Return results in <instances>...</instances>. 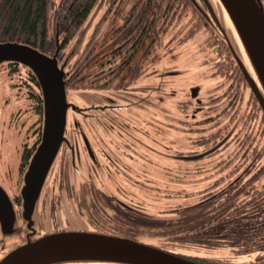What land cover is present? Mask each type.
Instances as JSON below:
<instances>
[{
  "label": "rangeland",
  "instance_id": "obj_1",
  "mask_svg": "<svg viewBox=\"0 0 264 264\" xmlns=\"http://www.w3.org/2000/svg\"><path fill=\"white\" fill-rule=\"evenodd\" d=\"M208 1L226 33L228 50L212 27L205 24L204 15L187 3L181 16L174 17L159 34L151 53L144 56L143 74L133 81L129 77L130 86H145L142 92L125 90L131 87L116 88L121 87L116 80L100 81L105 78L104 74L100 78L89 76L90 66L95 67L97 61L89 65L88 72L77 73L78 59L89 41L94 48L92 56L103 54L121 41L123 30L135 25L140 14L138 0L94 1L82 24L72 31L59 62L71 55L66 65L71 79L66 84L67 100L77 107L100 106L92 107L85 115L69 109L64 130L72 144L81 142L82 136L90 141L98 157L99 174L89 167L77 172L63 171L59 162L63 158H57L36 203L38 232L96 226L108 234L195 256L203 262L264 263V115L232 56L230 45L248 72L254 78L256 75L221 2ZM182 4L185 3L176 1L175 9L180 11L178 7ZM53 13L52 7L51 22ZM117 25L123 27L119 34L113 28ZM102 83L108 87H102ZM191 87H196L194 96ZM38 90L29 68L15 62L0 63V185L11 199L20 194L25 165L29 162L25 158L34 152L41 136L43 112L38 110L42 109ZM197 98L202 101L201 109L196 108ZM206 115L211 118L203 119ZM127 137L130 152L145 161L141 162L143 166L130 161L141 169L140 175L131 177L129 182L121 177V184L135 196V199L128 198L131 204L124 198L125 201L139 208H131L130 221L124 220L127 225L107 222L113 213L99 193L97 201L95 194H92L94 200L85 199L81 194L77 205L76 199L59 198L58 187L106 185V163L109 162L104 154L109 149L113 152V144L107 139ZM203 140L206 144L200 145ZM66 146L56 154L68 155ZM206 148L208 156L190 161V154ZM115 151L122 154L120 147ZM220 159L227 160L226 164L220 165ZM230 182L233 185L226 193L217 195L209 203L190 207L206 192L207 185L214 183L217 190ZM140 185L146 186V191ZM91 201L101 206L99 212L104 221L101 225L96 220L97 225L83 222ZM136 201L141 206L133 204ZM20 209L21 206L15 231H0V259L26 241L27 228Z\"/></svg>",
  "mask_w": 264,
  "mask_h": 264
},
{
  "label": "water",
  "instance_id": "obj_2",
  "mask_svg": "<svg viewBox=\"0 0 264 264\" xmlns=\"http://www.w3.org/2000/svg\"><path fill=\"white\" fill-rule=\"evenodd\" d=\"M227 11L263 89L230 45L243 76L264 110V10L258 0H220ZM209 13L219 26L208 0ZM58 47L52 55L15 41H0V63L19 62L35 75L42 95L43 124L38 145L32 153L23 176L20 190L22 216L32 227V214L49 167L65 140L64 130L68 106L64 64L58 66ZM191 94L196 95V88ZM15 213L10 197L0 185V229L15 231ZM95 259L129 264H205L130 237L109 235L85 230H61L27 240L10 250L0 264H49L65 260Z\"/></svg>",
  "mask_w": 264,
  "mask_h": 264
},
{
  "label": "flooded vegetation",
  "instance_id": "obj_3",
  "mask_svg": "<svg viewBox=\"0 0 264 264\" xmlns=\"http://www.w3.org/2000/svg\"><path fill=\"white\" fill-rule=\"evenodd\" d=\"M258 2L262 5L263 9H264V4L261 0H258ZM190 4L192 6L193 9H197V11L200 14H203L202 16L205 19V24H209V27H212V30L214 31V33L216 35H219L220 39L222 40L221 42L223 43V40H225L223 34L220 31V28L218 26H215L213 23H211L210 20V16L208 14V7L206 5V3L204 2V0H190ZM206 7V9L204 8ZM142 11V7L140 9V13ZM131 13H129L128 16H130ZM115 28V30H117V34L121 33L119 30L123 29L122 26H115L113 27ZM125 31V32H123ZM122 32V36H121V41H117L116 42V46L114 44V46H112L113 48V52H104L103 54H97L95 56H92L94 51L91 49V51L88 53L87 51H84V54H82L79 59H78V63L76 65V70L77 73L79 72V70H86L87 68H89L90 64H93L94 61H97V65H95V67L90 66L91 68H89V70L92 72V74H89V76H95L96 78H100L101 76H103V74L105 75V78H102L100 81H114L116 80L121 87H116L119 89L122 88H130V89H125L127 91L130 92H135V91H139L142 92L144 90L145 86H138V88L135 87V85L130 86L129 85V77H131L130 81H133L134 79H136L137 77H140L141 74H143V72H141L144 64L143 63V58L145 56L144 54V47H145V36H141L140 34H137V30L135 25L133 24L128 30H123ZM139 32L142 31V33L144 32V28L140 27ZM144 35V34H142ZM139 39V44L138 46L134 49V51H128V49L134 44H135V40ZM131 40V41H130ZM117 47V49H115ZM111 48V49H112ZM94 49V48H93ZM121 49H123V51L121 52ZM85 50V49H84ZM118 50V51H117ZM120 53L121 58H116V53ZM104 56V57H102ZM84 57V58H83ZM95 58L97 60H93L92 58ZM99 57H102L100 59H98ZM90 58V59H89ZM63 61V60H62ZM59 62L60 64L62 63ZM14 63L13 61H9L8 63ZM80 62V63H79ZM100 62H103V64H100ZM127 63V64H126ZM65 65V64H64ZM67 65V63H66ZM63 70H65L64 73V79L67 80L70 78L69 73L67 74V70H66V66L65 68L63 67ZM86 72H88V70H86ZM131 72V73H130ZM88 74V73H87ZM85 76V75H82ZM84 78V77H82ZM100 84V83H99ZM99 86V85H97ZM102 87H108V84H106L104 86V83L101 84ZM39 86H37L38 88ZM191 87L190 91L192 90ZM196 88V87H195ZM40 91V88H38ZM40 95H41V91H40ZM197 106L196 108L201 109L202 105H199L202 101L197 98ZM69 104H71V101H68ZM87 107H90V109H86ZM92 107H100L99 105H89L86 107H76L75 109H72L71 105L68 106L67 109V116H68V110L71 109L73 111H77L76 113H81L82 115H85L88 112V110H90ZM93 110V109H92ZM128 110V109H127ZM263 110V109H262ZM261 109H259V111H262ZM263 112V111H262ZM264 113V112H263ZM93 114V113H90ZM66 116V118H67ZM208 118L210 119L211 116L206 115V117H204L203 119ZM96 129V128H95ZM83 135V133H82ZM65 140H63L60 144V147L58 149V152H60L61 150L64 149V145H67V149L70 151V153L68 155H58L56 154L50 167L49 170L46 174L44 183L41 187L39 196L41 195L42 192V188L44 186V184H46L52 168H54V166L57 164V158H63V160L59 159L60 164L63 167V171L64 169L67 170H73V171H80V169L85 168L88 169V167L90 168V170H92V172H97L99 174V168L100 165H98V157L97 154L93 152L92 150V146L90 144V141L85 137L82 136L81 138V142L75 141V143L72 144L71 141H69V139L67 138V136L65 135ZM110 143H112V151L109 149V151H107V153H105V157L107 159V161L109 162V164L106 163V185L101 186H88V185H81L80 187H58V191L57 194L59 195V198L62 196V198L60 199H76L75 203L76 205L79 203L80 204V199H81V194L85 195V199H92V194H95V200L97 201L98 198V193L103 196L101 197V199H105L106 201V205H108L109 209L112 211V215H110V217H108L109 221H107L110 224H117V225H127V223L124 220L130 221V217H131V208L135 207V206H131V202L130 199L131 197L133 199H135V196L132 195V190L130 191L127 187H125V185H122V179H126L128 182L130 181L129 179L131 177H135V175H140L141 173V169H137L136 166H133L132 163L130 162L131 160H134L135 162H139V166H141V162H145L142 157L140 155H135L133 153L130 152V147H131V143L129 141V138H125V139H121V140H117V139H107ZM207 142L206 140L201 141V143H199L200 145H205ZM221 144V143H220ZM116 147H120L122 150V154H117L115 151ZM134 147V146H133ZM208 148V147H207ZM204 149L199 153L193 152L192 154H190V161H195V160H199L201 158H203L205 155L208 156V154L206 152H208V150ZM218 148H220V146H218ZM217 148V149H218ZM212 151H215V148L212 149ZM77 152V153H75ZM216 152V151H215ZM33 153V152H32ZM32 155V154H31ZM31 157V156H30ZM30 157L28 159H26V161H29ZM69 160H68V158ZM25 161V162H26ZM227 160L225 159H220L218 161V163H220V165H224L226 164ZM61 165H59V167H61ZM28 163L25 165V168H27ZM143 166V165H142ZM133 168V169H132ZM144 169V167H143ZM109 172V173H107ZM25 173V171H24ZM98 174H96L95 176H98ZM101 176V175H100ZM122 177V179H121ZM213 185V187H211ZM207 185V187H205L206 192L203 193L202 197L195 201L194 203H192L190 205V207H197L200 205H203L205 203H209L212 200L215 199V197L218 195V197L220 195H222L223 193H226V191H228L233 183L230 182L228 185L227 183H224V185L222 187H220L219 189L216 190V186L213 184ZM22 187V186H21ZM237 187V186H236ZM140 188L143 189L144 191H146V186L140 185ZM21 190V189H20ZM60 193V194H59ZM117 194H121V195H117ZM79 195V196H78ZM38 196V199L40 198ZM126 196V197H125ZM19 197V198H18ZM19 194V196H17V198H13L11 199L12 205H13V209H14V213H15V223H17L18 220V211H19V207L21 206L20 209V216L21 218L25 221V227L27 228V234L25 236L26 240L27 238L33 240L43 234H47V232H38L36 230V220H37V204L35 205L33 214H32V219H33V224L32 227L34 228V231L31 232L30 229H28L27 227V221L23 218L22 216V197ZM54 197V196H53ZM53 197H50V199L52 201ZM55 198H57V196H55ZM128 200V198H130L128 201L130 202L127 203L125 201V199ZM37 199V201H38ZM94 200V199H92ZM89 202L88 205L89 207H87V213L84 212L85 216L83 217V222L86 225H97L95 224V220L96 222H98V225H101L102 222V215H100L99 210L101 209L100 204H98L97 202ZM138 202V201H136ZM133 203L135 205L141 206L140 203ZM37 203V202H36ZM87 204V203H86ZM83 205V204H81ZM17 206V209H16ZM77 207L81 208L80 205H78ZM104 208V207H103ZM138 208V207H135ZM139 209V208H138ZM90 210V211H89ZM14 223V226H15ZM73 230V229H71ZM74 230H85V231H92V232H98V233H104V234H108L105 231H103L102 229H96V226H90L88 227V229L86 228H81V229H74ZM1 231V229H0ZM50 233V232H49ZM109 235H113V234H109ZM116 236H121V235H116ZM125 237V236H123ZM167 250V249H166ZM170 252L176 253L178 255L181 256H185L182 254H179L177 252L168 250ZM200 262H203L197 258H195V256H185ZM65 262H85V263H97V262H106L105 260H95V259H76V260H65V261H59V262H54V263H50V264H57V263H65ZM206 263V262H203Z\"/></svg>",
  "mask_w": 264,
  "mask_h": 264
},
{
  "label": "trees",
  "instance_id": "obj_4",
  "mask_svg": "<svg viewBox=\"0 0 264 264\" xmlns=\"http://www.w3.org/2000/svg\"><path fill=\"white\" fill-rule=\"evenodd\" d=\"M94 1L95 0H0V41H15L29 44L48 55H52L56 47H58L59 58L60 54L63 55V48L69 41L72 31L82 24ZM176 1L185 3L182 4L181 8L178 7L180 11L175 9L178 6L175 5ZM187 3H190V0H138L137 4H141L142 11L138 15L135 27L137 34L145 36V56L151 53L157 43L156 41H158L157 37H159V34L167 27L170 21L174 17L179 18L181 16L182 9ZM51 6L54 10L52 22L50 20ZM140 27L144 28L143 33L142 31H138ZM135 44L136 45L134 46L133 44L128 51H134L139 44V39L135 40ZM224 44L225 41L223 40V45ZM225 47L226 50H228L226 44ZM111 48L112 47H110V52L109 49L105 52L108 51L112 53L113 48ZM91 49L93 50V47L90 45L89 41L85 50L89 53ZM115 49H117V47ZM122 51L123 49H121V52ZM116 58H121L119 52L116 53ZM69 80L71 79H68L67 83ZM33 82L37 87L38 83L34 75ZM38 92L37 99L40 108H42V97L39 90ZM38 110L42 112V109ZM206 264L217 263L206 262ZM254 264L264 263L256 262Z\"/></svg>",
  "mask_w": 264,
  "mask_h": 264
}]
</instances>
